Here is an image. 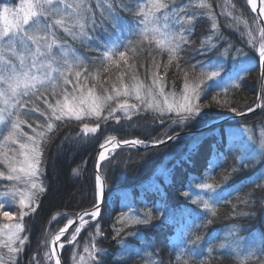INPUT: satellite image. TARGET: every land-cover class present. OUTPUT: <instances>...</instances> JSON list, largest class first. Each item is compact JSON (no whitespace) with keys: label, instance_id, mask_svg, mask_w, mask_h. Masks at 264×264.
<instances>
[{"label":"snow or ice","instance_id":"obj_1","mask_svg":"<svg viewBox=\"0 0 264 264\" xmlns=\"http://www.w3.org/2000/svg\"><path fill=\"white\" fill-rule=\"evenodd\" d=\"M230 7L228 10L227 4L223 6L220 15L230 18L231 22L226 21V24L246 37V43L258 57L247 56L235 49L237 56L234 59L240 60V70L223 88V103L216 96L213 100L217 106L227 107L243 116L244 110L232 106L226 94L229 88H240V81L255 70L252 61L258 59L262 87L255 107H248L247 112L264 109V0H246L250 13L257 14L249 19H244L242 13L236 15L235 4ZM216 15L208 0H19L18 4L13 0H0V182H9L0 186V218L6 221L0 223V250H7L6 253L0 251V264H19V254L28 239L24 218L36 211L39 198L46 191L42 171L46 164L45 153L61 128L75 121L79 131L74 136L66 133L65 140L79 144L94 137L101 122L115 120L119 124L122 119L132 120L141 111L153 113L154 121L167 128L161 136L151 140L116 141L115 137H107L99 145L102 151L98 153V161H105L109 148L114 149L119 143L142 145L145 149L158 148L178 141L184 131L200 122L208 107L201 103L205 81L219 77L220 73L208 71L207 66L198 68L186 57L192 51L231 55V45L220 52L222 45L218 46L217 41L222 40L223 33L218 31L220 25ZM204 16L212 20L211 31L195 49H191L196 25ZM70 41L98 55H82ZM163 54H166V62L161 63L157 57ZM141 58L144 63L140 62ZM138 67L145 69V78L150 75L151 84L140 78ZM169 69H175V78L182 79L178 91L174 81L171 90H165ZM105 73L108 74L106 77ZM26 128L30 131H25ZM206 143L208 140L204 135L192 137L185 157L191 160L199 155ZM229 144L239 148L236 164L219 181L213 175L212 183L203 179L197 183L200 190L215 195L208 199L198 194L191 197V202L201 204L208 215L187 208L167 207L157 209L156 215L151 210L144 214L121 211L118 220L121 227L112 236L120 248L119 258L131 259L144 253L147 264H152L148 254L152 244L141 237L142 247H130L127 237L139 233L125 232V228L148 226L154 220L164 218L173 224L179 220L182 225L176 264H199L197 248L203 236L196 230L213 223L210 217L217 215L221 202H231L232 193L227 186L236 173L264 165V129L259 136L251 129L231 131ZM221 146L222 141L210 145L215 160H209L208 167L213 172L224 159ZM97 167L99 169V164ZM252 184L255 189L264 190V171L252 180ZM96 189L92 210L79 217L80 224L70 234L68 243L76 240L87 223L84 216L101 217L104 181L99 174ZM239 191L240 188H236V192ZM183 195L188 197L189 192L185 191ZM241 202L248 207L244 215L256 214L251 193ZM12 206L17 208L16 212L11 210ZM73 223L74 220H68L50 242H42L45 247L43 259L47 264H61L58 249L64 248L62 237ZM239 231L236 226L229 229L218 247L237 264H264V235L257 245L245 247ZM96 234H102L99 228ZM212 251L209 247L208 252ZM83 252L87 257L79 255L78 264H104L105 250L95 242L85 246ZM30 264H41V261L33 255ZM122 264H128L127 260Z\"/></svg>","mask_w":264,"mask_h":264},{"label":"trees","instance_id":"obj_2","mask_svg":"<svg viewBox=\"0 0 264 264\" xmlns=\"http://www.w3.org/2000/svg\"><path fill=\"white\" fill-rule=\"evenodd\" d=\"M208 2L213 5L217 14L215 19L220 25L218 31L223 33L222 40L217 41L218 46L222 45L220 52H224L225 48L231 45V55L221 56L215 51L207 54L192 51L191 55L186 57L198 68L207 66L208 71L218 70L220 73L219 77L205 81V93L201 95V103L208 105L204 110L206 115H203L200 122L190 126L186 130L187 132L200 129L213 119L237 114L227 107L217 106L213 97L216 96L223 103L225 98L223 88L228 85L229 78L234 77L240 70V60L234 59L237 56L235 49H240L247 56H257L255 51L249 50L236 34L226 30L222 25L217 10L218 0H208ZM239 6L243 7L242 3ZM242 9L248 16L254 17L246 5ZM211 23L212 20L207 16L200 18L193 34L195 42L190 46L191 49H195L200 41L208 36L211 31ZM100 35L104 34L100 33ZM70 43L82 55L90 57L98 55V53L88 52L84 46L77 42L70 41ZM157 59L161 63L166 62V54L158 56ZM140 62L144 63L143 58ZM251 66L255 70L245 75L244 79L240 81V88H229L226 94L230 104L238 110L247 111L248 107L255 106L260 75L258 59L253 60ZM160 71L162 74L163 69ZM137 72L146 83L145 69L138 67ZM175 74V69H169L165 77L168 82L166 91L171 90L173 81L177 91L182 87V79H176ZM103 75L106 77L108 74ZM125 80L128 81V77H125ZM218 84L219 86H217ZM153 117L154 114L139 113L132 120L122 119L119 124L115 120H109L107 123L101 122L100 129L95 136L79 144L65 140L66 133H71L74 136L79 131L75 121L60 129L45 153L46 164L42 171L44 172L43 180L46 191L40 196L36 211L24 218L27 229L25 234L28 239L19 254V264H30L33 255H37L41 264H47L43 259L45 247L42 242L48 241L51 235L66 226L68 220H73L77 214L93 208L97 192L93 163L99 145L107 137H115L123 141L145 138L151 140L161 136L167 130L164 125L154 121ZM243 129L254 130L259 136L260 131L264 129V109L243 119L214 126L212 131L207 130L200 134L181 136L178 141L157 149L117 150L107 161L100 164L99 168V173L107 186L106 197L101 206L102 215L98 217V220L88 222L76 240L63 248L60 255L62 264H78L79 255L87 257V254L83 252L84 247L90 246L93 242L105 250L104 264H122L124 260H127L128 264H147V256L144 253L141 256H133L131 259L118 257L120 248L112 236L114 231L121 227L118 223L121 211L126 213L135 211L144 214L151 210L153 215H156L157 209L167 207L170 209L187 208L202 215H208L203 211L201 204L191 202V197L198 194L204 199H208L215 195L208 190H200L197 183L201 179L212 183L213 175L215 180L219 181L220 177L236 164L240 151L235 144H229L230 132ZM202 135L207 138L208 143L205 144L199 155L188 160L185 153L190 139ZM221 141L224 159L220 160L221 166L216 167L213 172L208 167V161L215 160L214 149L210 148V145L221 143ZM262 171H264V165H256L239 171L229 181L227 190L232 193L229 197L231 202H221L217 215L210 217L213 219V223L196 230L203 236V240L197 248L199 264H237L235 259L226 254L224 249L218 247L233 226L239 228V236L244 241L243 244L246 243L244 246L259 243L261 235H264V190L255 189L252 180ZM7 183V181L0 182V186ZM236 188H240V191L236 192ZM185 191L189 192L188 197L183 195ZM248 193L252 194V202L255 204L256 214L254 216L243 214L248 211V207L241 201ZM11 210L16 212L17 208L12 206ZM162 220L163 222H161ZM181 227L179 220L173 224L167 219L160 218L148 226L136 225L125 228V232L139 233V235L127 237L130 247H142L141 237L152 244L153 247L148 250L152 264H176V248L181 237ZM74 228L76 226L70 229L62 241L68 239ZM97 228L100 229L101 235L96 234ZM210 241H212L211 244ZM188 247L192 246L188 245ZM209 247L213 248L211 253L208 252ZM0 251L6 253V249ZM201 252L203 255H200Z\"/></svg>","mask_w":264,"mask_h":264},{"label":"water","instance_id":"obj_3","mask_svg":"<svg viewBox=\"0 0 264 264\" xmlns=\"http://www.w3.org/2000/svg\"><path fill=\"white\" fill-rule=\"evenodd\" d=\"M253 15H254V17L255 16H257V14L256 13H252ZM259 72H261V66L259 65ZM259 83H260V88H259V91H258V95H259V93H260V91H261V87H262V85H261V81H259ZM257 102V101H256ZM256 104V103H255ZM255 107V106H254ZM259 110V108H257L254 112H256V111H258ZM254 112H247V111H245V114L243 115V116H241V115H238V114H236V115H232V116H222V118H217V119H213V120H211V122H208V123H206L204 126H202L200 129H197V130H194V131H191V132H183L182 134H181V136H191V135H193V134H200L201 132H203V131H207V130H210V129H212V127H214V126H219V125H221L222 123H225V122H232L233 120H239V119H243L244 117H248V116H251L252 114H254ZM116 139V141H119L117 138H115ZM129 140V139H128ZM174 142V141H173ZM171 142H169V143H167V144H164V145H168V144H170ZM164 145H160V146H164ZM159 146V147H160ZM158 147V148H159ZM127 148H131V149H134V150H149V149H157V148H152V147H149L148 149H145L142 145H137V146H130V145H126V144H123V143H119L118 144V146L116 147V148H114V151L113 152H116L117 150H119V149H127ZM102 149L100 148V146L97 148V151H96V157H95V159H94V163H93V165H94V174L97 176L98 174L100 175V173H99V169H98V167H97V165L99 164V168H100V164L101 163H103L104 161H98V153L101 151ZM112 152V153H113ZM108 158H109V156H108ZM107 160V159H106ZM105 160V161H106ZM101 176V178H102V180L104 181V179H103V177H102V175H100ZM106 192H107V186L105 185V181H104V198L106 197L105 195H106ZM104 198H103V200H104ZM102 206V205H101ZM92 210V209H91ZM91 210H88V211H91ZM83 213H85V212H81V213H79V214H77V216L73 219L74 221H75V223H73L71 226H68V231L65 233V235H64V237H62V239L63 238H65L66 236H67V233L70 231V229L71 228H73V227H75V226H78L79 224H80V220H79V217L81 216V215H83ZM88 216H84V220L87 218ZM99 218H96V219H92L91 218V220L90 221H96V220H98ZM89 221H87V223H88ZM87 223H85V224H87ZM84 224V225H85ZM65 227V226H64ZM60 254H61V252H59V250H58V255H59V257H60ZM61 264H62V262H61Z\"/></svg>","mask_w":264,"mask_h":264},{"label":"rangeland","instance_id":"obj_4","mask_svg":"<svg viewBox=\"0 0 264 264\" xmlns=\"http://www.w3.org/2000/svg\"><path fill=\"white\" fill-rule=\"evenodd\" d=\"M13 3L14 4H18L19 3V0H13ZM218 4H217V10H218V13H219V18H220V20H221V22H222V25L225 27V29L226 30H228V31H232L234 34H236L238 37H239V39H241L243 42H244V44H245V46L249 49V50H253V51H255L250 45H248L247 43H246V37H242V35H241V32L240 31H237V30H235L233 27H230V26H228L227 24H226V21H229V22H231L230 21V18L229 17H226V16H224V15H220V12H221V10H222V7L223 6H225L226 4L228 5V10H231V4H235L236 5V15H241V13H242V15H243V18L244 19H249V17L250 16H248L244 11H243V7H244V5H246V0H241V1H239L238 2V0H218V2H217ZM241 3H242V5H243V7L242 6H239V4L241 5ZM248 10H250L248 7H246ZM254 16V15H253ZM131 19V18H130ZM250 23H251V21H249ZM255 25H253V27H254ZM241 28H243V25L241 24ZM256 53V52H255ZM257 54V57H258V53H256ZM259 81H260V75H259ZM259 83V82H258ZM146 84H151V78H150V75L147 77V80H146ZM69 88H71V85H69L68 86ZM259 88H260V83H259V86H258V91H259ZM258 91H257V93H258ZM130 103L131 102H133V101H129ZM256 103V102H255ZM254 107V106H253ZM260 110V109H259ZM258 110V111H259ZM258 111H256V112H258ZM245 112V111H244ZM256 112H254V113H256ZM139 113H148V114H153V113H151V112H143V111H141V112H139ZM138 113V114H139ZM117 115H121L120 113H117ZM253 115V114H252ZM136 116V115H135ZM135 116H133V117H135ZM165 127V126H164ZM165 129L167 130V128L165 127ZM25 131H30V129H25ZM184 132H187V131H184ZM128 140V139H127ZM129 140H131V139H129ZM120 141V140H119ZM103 143V142H102ZM115 154V152H113V153H111L110 154V156H109V158L111 157V156H113ZM0 167H2V166H0ZM3 182H6V181H3ZM9 183V182H8ZM4 222H6V221H3V218H0V223H4ZM87 225V224H86ZM79 226V225H78ZM85 225H83V227H84ZM82 227V228H83ZM82 228H81V231H82ZM75 229V228H74ZM73 229V230H74ZM80 231V232H81ZM79 232V233H80ZM78 235L79 234H77V237H78ZM53 235H51L50 236V238H49V242H50V240H51V237H52ZM76 237V238H77ZM68 239H70V235H69V237H68ZM68 239L66 240V241H68ZM63 240V239H62ZM66 241H62L63 243H64V247H66V246H68V244H71V243H68V242H66ZM242 242L244 243V241L242 240ZM73 243V242H72ZM246 244V243H245ZM244 244V245H245ZM248 246H250V244L249 245H247V246H245V247H248ZM63 249H61L60 250V252L62 251ZM7 251V250H6ZM5 252V251H4ZM62 253V252H61Z\"/></svg>","mask_w":264,"mask_h":264},{"label":"bare ground","instance_id":"obj_5","mask_svg":"<svg viewBox=\"0 0 264 264\" xmlns=\"http://www.w3.org/2000/svg\"><path fill=\"white\" fill-rule=\"evenodd\" d=\"M127 149H131V148H127ZM127 149H125V150H127ZM119 150H123V149H119ZM102 151V150H101ZM114 151V149H112V148H109V152H108V156H110V154L112 153ZM117 152V151H116ZM102 164V163H101ZM106 185V184H105ZM59 250V252H60V250L61 249H58Z\"/></svg>","mask_w":264,"mask_h":264}]
</instances>
